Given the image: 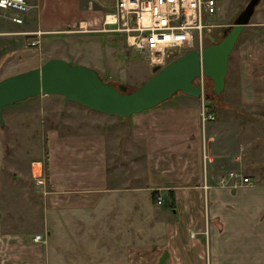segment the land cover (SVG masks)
Here are the masks:
<instances>
[{
    "label": "crops",
    "instance_id": "crops-1",
    "mask_svg": "<svg viewBox=\"0 0 264 264\" xmlns=\"http://www.w3.org/2000/svg\"><path fill=\"white\" fill-rule=\"evenodd\" d=\"M26 2L21 23L12 21L17 12L0 9L4 77L30 63L28 41L40 46L90 33L104 15L91 16L81 0ZM251 33L240 48L249 52L240 56L241 71L257 80L264 76V23ZM176 97L129 118L57 94L5 106L0 189L34 181L39 192L32 195L49 219L40 232L0 233V264H264V176L247 162L250 142L233 155L217 150L221 142L207 145L200 105ZM25 136L42 150L38 157L25 159ZM229 163L250 183L219 184L234 172L224 169Z\"/></svg>",
    "mask_w": 264,
    "mask_h": 264
},
{
    "label": "rangeland",
    "instance_id": "rangeland-1",
    "mask_svg": "<svg viewBox=\"0 0 264 264\" xmlns=\"http://www.w3.org/2000/svg\"><path fill=\"white\" fill-rule=\"evenodd\" d=\"M248 1L217 0L215 14L205 18L204 21L207 24L214 25L209 34H204L206 46L217 43L222 39L224 31L231 28L235 18L244 9ZM81 3L84 6L90 5L91 16L95 17V15H99L96 13L98 10L102 14L112 11L113 0H81ZM263 23L264 0H260L229 56L225 86L222 92L214 95L211 80L203 77L194 81L196 86L201 89V95L191 97L194 98L192 104L197 102L200 105V111L204 108L207 113H212L215 117L201 126L203 137H206L205 143L211 145L212 142V146L216 149L215 146L221 142L224 147L217 148V150L220 152L227 151L233 155L239 151L238 147L241 144L249 141L250 143L247 146L249 149L245 151L248 153L247 162L249 161L252 170L259 171L264 176V76L262 78L258 77L259 80L255 79L258 76L257 74L252 78H244L243 75L249 74V72L246 70L241 71L240 56L247 57L246 54L249 52L244 51L241 55L239 53L241 46L249 39V34H252L251 32H254ZM98 28H100V23L91 24L86 29L90 33L66 34L58 37L56 41H50L51 43H41V47L39 45L33 47L26 45V61L30 63L24 64L16 71L23 72L38 68L50 59L65 57V60L67 59L66 61L72 65L80 64L95 70L104 82L111 83L115 87L126 86L127 92L135 90L154 74L152 67L142 53L126 47L125 37L122 34L112 33L108 35L93 31ZM3 61L0 62V79L4 78L3 75L6 74L5 70L2 69L4 67L2 65ZM243 64L249 66L247 62ZM182 95L183 93L178 92L172 98ZM210 137H213V139L210 140ZM225 142H228V147L231 148H225ZM20 144L25 145V159L27 160L38 157L42 151L40 148L38 149L37 142L34 141L29 144L26 136ZM27 145L31 147H27ZM43 155H45L44 152ZM236 168L237 166L229 163L224 169L236 172ZM4 184L0 189V233L8 231L35 233L42 231L40 223L45 218L48 221L49 213L48 211L45 212L46 208L41 199L32 195L33 192L38 191L37 186H35L36 183L33 181L30 184L23 182L11 183L10 185ZM42 189L44 188L42 187ZM142 220L144 219L142 218ZM48 229L47 227V231Z\"/></svg>",
    "mask_w": 264,
    "mask_h": 264
},
{
    "label": "water",
    "instance_id": "water-1",
    "mask_svg": "<svg viewBox=\"0 0 264 264\" xmlns=\"http://www.w3.org/2000/svg\"><path fill=\"white\" fill-rule=\"evenodd\" d=\"M259 2L249 0L219 42L201 52H185L161 68L155 66L154 74L131 92L124 85L115 87L104 82L87 66L72 65L63 59H50L38 68L6 76L0 79V126L4 125L5 106L40 94L61 95L66 101L121 118L156 107L178 92L199 97L201 89L194 81L200 73L211 80L212 92L218 95L225 86L229 56Z\"/></svg>",
    "mask_w": 264,
    "mask_h": 264
},
{
    "label": "built area",
    "instance_id": "built-area-1",
    "mask_svg": "<svg viewBox=\"0 0 264 264\" xmlns=\"http://www.w3.org/2000/svg\"><path fill=\"white\" fill-rule=\"evenodd\" d=\"M111 8L104 13L100 28L93 31L122 34L128 49L142 53L151 67L161 68L185 52L202 51L204 34L214 27L204 21L215 14L217 0H113ZM0 9L17 12L12 21L21 23L28 5L26 0H0ZM38 42L32 39L28 45L33 47ZM203 77L200 73L198 78ZM214 118L204 108L200 111L202 125ZM249 183L250 179L238 172L219 179V184L230 187ZM156 202L162 204L160 194Z\"/></svg>",
    "mask_w": 264,
    "mask_h": 264
}]
</instances>
